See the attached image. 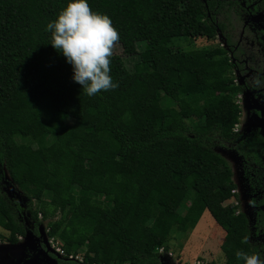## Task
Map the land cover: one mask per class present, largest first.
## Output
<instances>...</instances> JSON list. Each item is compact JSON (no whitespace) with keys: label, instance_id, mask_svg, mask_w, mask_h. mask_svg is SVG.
Wrapping results in <instances>:
<instances>
[{"label":"trees","instance_id":"trees-1","mask_svg":"<svg viewBox=\"0 0 264 264\" xmlns=\"http://www.w3.org/2000/svg\"><path fill=\"white\" fill-rule=\"evenodd\" d=\"M255 1L264 10V0ZM67 2L0 0V187L6 177L24 198L23 210L0 191L4 241L16 245L27 222L37 236L46 221L63 259L159 264L157 250H167L171 229L185 232L206 211L224 232V264H242L237 250L263 252L264 245L249 243L246 217L224 204L237 196L215 148L232 145L257 164L255 149L262 145L258 137L256 144L241 143L232 132L239 88L229 75L230 59L222 48L163 47L178 37L219 36L229 50L236 48V57L238 35L246 32L238 2L87 0L110 17L124 55L144 43L130 69L112 56L110 75L118 87L91 97L49 44L46 26ZM257 215L255 228L264 234V210Z\"/></svg>","mask_w":264,"mask_h":264},{"label":"rangeland","instance_id":"rangeland-1","mask_svg":"<svg viewBox=\"0 0 264 264\" xmlns=\"http://www.w3.org/2000/svg\"><path fill=\"white\" fill-rule=\"evenodd\" d=\"M254 5L258 6L257 1L254 2ZM258 17L264 22L263 13H260ZM135 47L136 54L127 56L122 53L120 46L116 45L113 56L118 57L124 66L130 69L133 64L139 61L138 53L143 50L144 43H136ZM163 47L167 50H174L176 48L182 50H211L222 48L220 39L217 37L208 40L202 38L189 39L178 37L169 40L163 45ZM160 63L166 64V58L161 57ZM187 65L189 67H194L195 63L192 62ZM67 73L72 77V70H68ZM229 75L232 80H236V75L232 69L230 70ZM234 100L239 107V112L236 121L233 124L232 132L233 130H236V134H238L241 139H245L255 131H259L260 134H263L264 115L258 114V111L256 110V102L250 100L247 94L240 96V98L235 96ZM160 103L165 106L172 105L169 101L164 99H161ZM215 151L222 156L231 170L232 182L235 185V190L232 192L237 194L236 200L231 198L224 204L235 208V211L242 213L246 217L250 230L249 243L253 246H259L261 244L262 236H258L259 234H256L252 229L256 212V209L252 206V202L258 197L257 189L250 180L252 177L245 170L244 162L230 149L215 148ZM52 152L55 157H58L59 153L55 149H52ZM65 188L69 189V185L66 184ZM45 189H50L49 183L45 185ZM0 191L5 193L10 200L16 201L24 210V198L18 190L8 184V179L6 177H4V183L0 187ZM25 215L27 216L26 213ZM180 216L181 213H178V217L175 219V224L178 223ZM208 218H210L208 212L203 211L194 227L188 228L183 233H179L175 228L171 229L164 245L172 254L171 259H174V255L178 258V263L185 261L184 263L193 264L196 261L207 262L208 264H224V257L220 252V244L223 241L224 232ZM45 222L46 221L38 227L39 235L40 233L44 234ZM34 237L35 236L31 233L29 222H27L26 236L20 237V239L17 237L16 245L6 243L4 240L7 238V232L0 229V264H55L54 260L49 256L50 254H53L52 251L48 250L46 247H38L32 240ZM172 241H175V243L177 242V247L172 245ZM179 241L188 245L190 255L185 256L182 253L179 255V251L178 253L176 252V248L180 249ZM163 261L165 260L161 257V262ZM174 261L177 260L174 259Z\"/></svg>","mask_w":264,"mask_h":264},{"label":"clouds","instance_id":"clouds-1","mask_svg":"<svg viewBox=\"0 0 264 264\" xmlns=\"http://www.w3.org/2000/svg\"><path fill=\"white\" fill-rule=\"evenodd\" d=\"M46 31L51 34L49 44L72 66V80L86 95L118 87L110 72L120 36L108 15L93 11L87 0H68ZM235 256L242 264H264V258L256 252L237 250Z\"/></svg>","mask_w":264,"mask_h":264},{"label":"flooded vegetation","instance_id":"flooded-vegetation-1","mask_svg":"<svg viewBox=\"0 0 264 264\" xmlns=\"http://www.w3.org/2000/svg\"><path fill=\"white\" fill-rule=\"evenodd\" d=\"M236 2H238V4L244 10L242 27L246 29L245 33L242 29L238 35L237 45H240L237 47L239 50H237L238 53L235 55L236 57L233 56V52L236 50V48L234 47L232 50H229L224 45L223 39H221L219 36L216 37L220 39L222 49L230 59L232 70L236 75V80H233L234 85L239 88L236 97L240 98V96L247 94L250 100L256 102L254 103L256 104V110L258 111V114L264 115V22L258 17L260 13L264 14V10L254 5L255 0H241V2L240 0H236ZM234 133L237 132L235 131ZM257 137L262 141V145L258 149H255V151L260 153L257 164L252 163L250 161L251 159L244 160L241 156L237 155V153L230 148L232 145L216 148L230 149L232 152H234V154L244 162L245 170L252 177L250 180L253 182L258 193L257 199L253 200L252 202V206L256 209L252 229L256 234H259L258 236H262L261 244L259 245L262 246L264 245V234H262L259 230H256L255 223L257 222V212L264 210V133L260 134L259 131H255L245 139H241L239 136L237 141L241 143L253 141L254 144H256L255 141L257 140ZM234 194L237 196L236 193ZM30 227L32 229V226ZM37 233L38 235L32 238V240L38 247H44L42 243L44 234L40 233L39 235L38 228ZM260 255L262 258H264V251L261 252ZM49 256L54 260L55 264H58L57 262L81 264V262L78 261L64 260L62 257H56L53 254H50ZM173 258L177 261L169 258L168 260L163 261L164 263L159 262V264H187L184 262L178 263V259L175 257Z\"/></svg>","mask_w":264,"mask_h":264},{"label":"built area","instance_id":"built-area-1","mask_svg":"<svg viewBox=\"0 0 264 264\" xmlns=\"http://www.w3.org/2000/svg\"><path fill=\"white\" fill-rule=\"evenodd\" d=\"M236 130H233V132H235ZM37 219L40 220V215L37 216ZM44 237H43V246L48 248V250L52 251V253L54 254V256L56 257H62L64 258L65 255H64V252L63 250L60 248L59 246V243L57 242V240H55L53 237H48L47 236V228H44ZM18 239H20V237H18ZM157 255L159 257V259L164 258V260H168L169 258H171V254L168 252V253H165L163 248L160 247L158 250H157ZM78 255H68L66 257V259L64 260H67V261H79L80 262V258L78 259ZM193 264H207V262H194Z\"/></svg>","mask_w":264,"mask_h":264},{"label":"crops","instance_id":"crops-1","mask_svg":"<svg viewBox=\"0 0 264 264\" xmlns=\"http://www.w3.org/2000/svg\"><path fill=\"white\" fill-rule=\"evenodd\" d=\"M208 219H210L211 220V218H208ZM211 222L212 223H214L212 220H211ZM172 243V245L175 247L176 245H177V242L175 243V241H172L171 242ZM179 243H180V245H179V247H180V249L178 248H176V252L178 253V251H179V255H181V253L183 254V255H185V256H188V255H190V250H188V245H186L184 242L182 243V241H179ZM177 247V246H176ZM163 248V247H162ZM163 250H164V248H163ZM164 252L165 253H170V251L169 250H164ZM171 254V253H170ZM172 255V254H171ZM173 257H175L174 255H173ZM175 258H177V257H175ZM178 259V258H177ZM180 260V259H179ZM181 261V260H180ZM182 262H185V261H182Z\"/></svg>","mask_w":264,"mask_h":264},{"label":"water","instance_id":"water-1","mask_svg":"<svg viewBox=\"0 0 264 264\" xmlns=\"http://www.w3.org/2000/svg\"><path fill=\"white\" fill-rule=\"evenodd\" d=\"M160 262H161V259H160Z\"/></svg>","mask_w":264,"mask_h":264}]
</instances>
